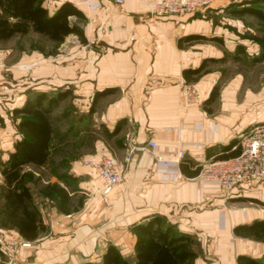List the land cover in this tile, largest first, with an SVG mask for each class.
<instances>
[{"label": "crops", "instance_id": "crops-1", "mask_svg": "<svg viewBox=\"0 0 264 264\" xmlns=\"http://www.w3.org/2000/svg\"><path fill=\"white\" fill-rule=\"evenodd\" d=\"M66 1L86 17L70 18L81 27L83 40L71 34L56 54L26 51L10 67L0 51V159L8 160L22 138L12 110L22 107L30 93L50 96L71 91L52 111L53 145L65 144L66 134H73L69 143L90 139L91 147L79 157L66 155L57 161L52 150L47 166L27 168L42 177L41 187L30 186L47 230L30 240L32 247L20 251L19 261L99 263L108 245L114 244L136 262L131 226L158 214L199 241L194 264H240L239 256L264 262V238L246 229L264 222V178L235 188L228 197L217 183L199 175L205 163L224 153V146L238 141L249 126L264 123L263 95L245 87L241 69L226 76L229 66L240 64L244 54L251 58V51L260 52L257 44L243 42L230 23L239 17L228 6L238 0L216 1L219 12L229 11L222 24L206 14L153 17L151 0L122 4L44 0L43 5L53 13ZM191 36L202 38H187ZM35 63L40 65L36 77ZM184 83L199 92L200 106L180 108ZM216 87L218 95L211 100ZM70 99L75 107L64 109L67 125L61 127L54 120L55 112ZM93 103L95 110L89 115ZM70 111L80 116L70 122ZM151 137L160 152L185 149L186 157L167 166L157 164L149 151L135 150L127 162L129 146H142ZM103 150L117 158L125 171L123 181L109 193H104L98 173L85 164ZM42 170L51 174L44 177ZM49 182L68 192V210L57 198L42 193ZM3 185L0 170V192ZM3 202L0 193V206ZM6 231L20 235L13 228Z\"/></svg>", "mask_w": 264, "mask_h": 264}, {"label": "trees", "instance_id": "trees-1", "mask_svg": "<svg viewBox=\"0 0 264 264\" xmlns=\"http://www.w3.org/2000/svg\"><path fill=\"white\" fill-rule=\"evenodd\" d=\"M43 2L44 0H0V41L9 40L17 34L35 32L54 41L57 49L71 34L84 39L81 27L70 19L74 16L84 20L86 17L81 10L66 1L55 12L50 13ZM228 7L234 8L230 12L236 17L255 16L264 23V0H241ZM257 41L260 44V55L255 60L261 61L264 59V41ZM203 67L204 65L194 71L201 72ZM69 94V90L50 96L46 92L30 93L22 107L12 110L13 118L19 120L17 129L22 138L15 143V150L8 160L0 159V170L5 177V185L0 192L4 200L3 207L0 208V228H13L27 240L35 239L47 230L30 186L40 183L42 177L36 176L34 169L27 168L45 167L51 162L54 131L51 114ZM98 95L99 93L95 95L94 103ZM217 95L218 87L213 90L211 100ZM94 103L89 115L95 110ZM223 152L219 158L236 156L241 152V145L234 140L223 147ZM199 171L200 169L196 172ZM42 193L51 200L57 198L61 208L68 210L65 205L69 201V194L57 183L49 182ZM246 229L247 232L264 238V222H256ZM235 230L240 233L238 229ZM131 231L136 236V262H131L116 245L109 244L99 263L87 261L84 264H194L199 256V241L192 235L180 232L176 225L166 223L161 215L135 222ZM238 261L240 264H264L247 256H239Z\"/></svg>", "mask_w": 264, "mask_h": 264}, {"label": "built area", "instance_id": "built-area-1", "mask_svg": "<svg viewBox=\"0 0 264 264\" xmlns=\"http://www.w3.org/2000/svg\"><path fill=\"white\" fill-rule=\"evenodd\" d=\"M89 2L90 0H86ZM99 3L114 1L122 4L124 0H96ZM217 0H151L150 13L153 17L163 15L185 16L195 14L204 7L211 6ZM180 108L200 106L202 99L196 88L190 83H184L179 98ZM244 138L240 154L229 158L217 159L209 162L200 171V177L209 182L217 183L231 197L235 188L264 178V123L257 124L243 133ZM125 157L129 162L135 150H147L157 164H180L186 157L185 149H174L167 153L159 150V145L151 137L142 146H129ZM85 164L92 167L103 181L104 193H109L113 187L121 183L125 171L120 161L108 151L103 150L96 158L85 160ZM32 241L18 234L0 230V264H22L19 253L23 248L32 247Z\"/></svg>", "mask_w": 264, "mask_h": 264}, {"label": "rangeland", "instance_id": "rangeland-1", "mask_svg": "<svg viewBox=\"0 0 264 264\" xmlns=\"http://www.w3.org/2000/svg\"><path fill=\"white\" fill-rule=\"evenodd\" d=\"M240 1L241 0H238L237 2H240ZM216 5H217V2L215 1L211 6L204 7L203 9L197 11L195 14L210 15V16H213V18L216 22H221V24H222V22L226 23L224 18H228V12L234 8H230L229 11L226 10L225 12H219L218 11L219 8L215 7ZM230 23L236 25L235 26L236 31L238 33H240V39L243 42L248 43L250 45H255V47L257 44V46L260 47V44L258 43L257 40L260 39V40L264 41V23L261 22L257 17L247 15L244 17H239L238 20H236V22L231 20ZM230 27H232V26L230 25ZM70 39L71 40H69V42H73L74 38L71 37ZM68 45H70V43H67L66 45L62 46V49L65 46L68 47ZM9 50L13 51L12 54H9ZM30 50H35V53H38V51H41V50H45L44 52H46L47 54H56L58 48L56 50L55 43L52 40H50L48 37L43 36V35L38 34V33H35V32H29L28 34H24V35L23 34H17L9 40L0 41V51L7 55L5 57V62L7 64V67H10L14 61L18 60L21 53H24V52L30 51ZM68 50L69 49H67L66 52ZM63 53H65V51ZM251 53L253 55V56H251V58H248L247 55L244 54L240 60V64L239 63L238 64L237 63L231 64L229 66V70L226 72V76H231V75H233V72H237L239 69H241V71L243 72V75L245 76V87L246 88H248V87L252 88L257 93H260V95L261 96L263 95V97H264V59L261 61H255V58H253L254 56L258 57L260 55V52L258 53V50H257V54L255 53L254 50L251 51ZM39 66H40L39 63H35L33 66V71H34L35 77L37 76ZM11 72H8V73H10V75H11ZM20 73H21V71H20ZM16 75H17V73H16ZM17 76L20 78L19 75H17ZM73 101H74L73 99H70L63 106H61L60 109H56L57 111L55 112V116H54L55 119L54 120H55L57 125H61V127H65L67 125L66 121L63 122L64 113H62V112L64 111V109H66V110L69 109L72 111L75 107L74 106L75 104L73 103ZM78 116H80V114H74V116H73V113L71 112L69 115V118H70L69 121L70 122L74 121L73 117H75V119H76ZM258 124H262V123H258ZM255 125H257V124H255ZM252 126H254V125H252ZM252 126H249L245 131H243V133L248 131V129ZM71 132H73V131H71ZM72 135L66 134L65 138H63V139H65V141H67V142H65V144H61V145L54 144L53 145V154H54L53 156H54L56 161H57L58 157L60 158L62 156H66V155L70 158L71 157H79V154H83V153L91 150L90 149L91 148L90 147V139H85V142H78L79 141L78 140L77 142L74 141V142L69 143L68 139L73 138ZM243 139L244 138L239 137V140H238V143L241 146H242ZM217 159H222V158L216 157L213 160H217ZM213 160H211V161H213ZM211 161H208L202 167H204L206 164H208ZM54 166H56V165H54ZM41 173L44 177H47L51 174V172H49L48 170H42ZM33 186H35L36 188H39V187H41V184L40 183H38V184L33 183ZM2 207L3 206L1 205L0 208L2 209ZM0 221H1V217H0ZM0 230H5V229L0 228Z\"/></svg>", "mask_w": 264, "mask_h": 264}]
</instances>
